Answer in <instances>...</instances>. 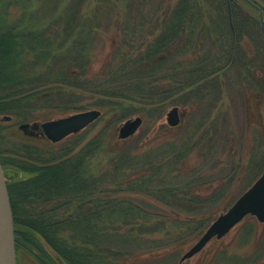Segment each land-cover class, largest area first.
I'll return each instance as SVG.
<instances>
[{
  "label": "trees",
  "instance_id": "obj_1",
  "mask_svg": "<svg viewBox=\"0 0 264 264\" xmlns=\"http://www.w3.org/2000/svg\"><path fill=\"white\" fill-rule=\"evenodd\" d=\"M230 14L232 23L225 0H49L44 29L0 27V164L16 252L39 264H177L256 180L262 120L249 163L217 148L228 128L223 97L236 89L264 107L261 33L237 8ZM116 17L117 40L90 73L96 37ZM168 107L192 117L147 150L122 141L106 151L105 132L52 144L19 128L91 109L110 129L133 115L153 126ZM253 227L245 222L241 241ZM241 260L264 264V245Z\"/></svg>",
  "mask_w": 264,
  "mask_h": 264
},
{
  "label": "rangeland",
  "instance_id": "obj_2",
  "mask_svg": "<svg viewBox=\"0 0 264 264\" xmlns=\"http://www.w3.org/2000/svg\"><path fill=\"white\" fill-rule=\"evenodd\" d=\"M57 1L60 2V5L64 3V0ZM167 1L170 4H174L177 0ZM48 6L49 0H0V27H2V25H19L20 28L30 27L38 31L42 30L48 24ZM117 18L118 17L111 18L108 27L104 30V33L96 37V43L91 48L92 63L90 66V73L98 72L99 68L105 61V58L112 45V41L115 39L117 40L116 34L118 31H116L117 27L115 26V22L119 21ZM263 25L264 23L262 22V30H264ZM17 30H19V28H17ZM235 93L236 89L230 92V95H228L229 97H227V95L226 97H223L226 106L225 111L228 110V128L225 134L222 133L219 137L217 148L223 154V157L227 153L230 154L232 152H236L242 161H245L246 163L248 161L249 163L250 157H255L258 153L257 150H252V146H250L252 138L251 134L255 129L257 130L256 126L253 124L262 120L261 123L264 125V107L260 106L255 109V98L247 94L241 101L236 97ZM242 107L245 109L247 107V109L243 110ZM248 108L250 110H248ZM172 109L173 107H168L163 117L155 122L153 126H145L144 118L142 117V124L138 131L132 137L125 140L127 141L129 148H134L136 146L141 150L150 149L157 146L158 142L164 135L176 134L184 129L186 125L185 120L189 117V115L186 118L187 112L181 108H178V117L180 118V123L173 128L167 124V115ZM182 114L186 119L182 117ZM135 117L136 116L133 115L128 119H133ZM37 118L38 119L36 121L26 124L27 132L32 135L39 134L38 132L36 133L33 127L39 126V124L43 122L40 119L41 115H38ZM56 118L58 117L53 119ZM248 120L250 121L249 126L247 125ZM125 121L118 124L116 128L110 129V127H108L110 120L108 118H100L82 130L80 135L85 140H89L99 132H105L107 134V141L104 149L109 151L111 148H114L117 143H122V141L117 137V130ZM188 125L189 127L187 128L189 131H191L193 125L191 123ZM148 127H150L149 130H147ZM145 131H147V135H145L141 140H138V137L144 134ZM21 132L26 133L22 129ZM226 134H229L230 137H226ZM137 140L139 141L138 143ZM228 141L230 142L228 143ZM94 164L95 162L92 163V165ZM238 184L239 182L236 181L235 186ZM226 209H220L217 215L223 213ZM245 222L252 223L254 226V232L247 242H245L243 239L241 241L240 238V232L244 230L243 226L245 225ZM263 233L264 224L259 223L254 217L248 216L233 229H231L230 232L223 238L219 240L213 239L204 247L202 251L182 263L177 262V264H245L246 262L241 259L244 258V260L248 262V257H250L252 251L254 249L257 250L264 245V243H261L258 239ZM194 243L187 246L182 251L181 256ZM16 261L17 264H39L36 259L22 250H17Z\"/></svg>",
  "mask_w": 264,
  "mask_h": 264
},
{
  "label": "water",
  "instance_id": "obj_3",
  "mask_svg": "<svg viewBox=\"0 0 264 264\" xmlns=\"http://www.w3.org/2000/svg\"><path fill=\"white\" fill-rule=\"evenodd\" d=\"M263 34H264V30ZM100 116L98 110H88L42 122L43 136L51 143L77 133ZM178 109L173 108L167 115V124L178 125ZM142 124L140 117L127 120L117 130L120 140L133 136ZM252 216L264 223V172L246 189L223 213H220L202 233L200 238L182 255L180 262L199 253L212 239H221L245 217ZM0 264H16L13 219L6 186V179L0 164Z\"/></svg>",
  "mask_w": 264,
  "mask_h": 264
},
{
  "label": "flooded vegetation",
  "instance_id": "obj_4",
  "mask_svg": "<svg viewBox=\"0 0 264 264\" xmlns=\"http://www.w3.org/2000/svg\"><path fill=\"white\" fill-rule=\"evenodd\" d=\"M226 8L230 11L231 8H237L240 14L251 17V22L258 26V29L264 40V34L261 28L264 23V0H225ZM229 22L232 23L231 15ZM264 28V25H263Z\"/></svg>",
  "mask_w": 264,
  "mask_h": 264
}]
</instances>
